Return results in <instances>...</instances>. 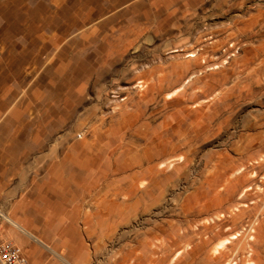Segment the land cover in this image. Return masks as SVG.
<instances>
[{"label":"rangeland","instance_id":"1","mask_svg":"<svg viewBox=\"0 0 264 264\" xmlns=\"http://www.w3.org/2000/svg\"><path fill=\"white\" fill-rule=\"evenodd\" d=\"M257 9L0 0V242L29 264H264Z\"/></svg>","mask_w":264,"mask_h":264},{"label":"built area","instance_id":"2","mask_svg":"<svg viewBox=\"0 0 264 264\" xmlns=\"http://www.w3.org/2000/svg\"><path fill=\"white\" fill-rule=\"evenodd\" d=\"M0 264H29L25 254L10 240L0 242Z\"/></svg>","mask_w":264,"mask_h":264},{"label":"bare ground","instance_id":"3","mask_svg":"<svg viewBox=\"0 0 264 264\" xmlns=\"http://www.w3.org/2000/svg\"><path fill=\"white\" fill-rule=\"evenodd\" d=\"M254 14V13H253ZM258 16H261L262 17V19H263V21H264V11H260L259 9H257V13L256 14H254V15H252L250 18H248V20L250 21V22H254V21H257L256 19V17H258ZM256 18V19H255ZM249 23V22H248ZM250 24V23H249ZM255 25V24H254ZM250 26V25H249ZM263 26V25H262ZM243 30V29H242ZM92 188V187H91ZM112 194H114V195H117L118 194V189L117 190H114L113 192H112ZM0 215H2L3 217H6L7 218V216H5L3 213H1L0 212ZM13 223L15 224V225H17L16 224V222H14L13 221ZM21 227V226H20ZM27 232V231H26ZM32 237L34 238V239H36L35 238V236H33L32 235ZM62 257V256H61ZM62 259H64V258H62ZM67 262V261H66Z\"/></svg>","mask_w":264,"mask_h":264}]
</instances>
